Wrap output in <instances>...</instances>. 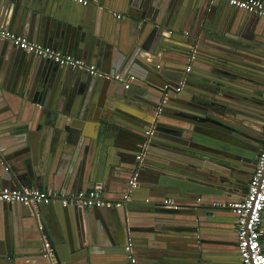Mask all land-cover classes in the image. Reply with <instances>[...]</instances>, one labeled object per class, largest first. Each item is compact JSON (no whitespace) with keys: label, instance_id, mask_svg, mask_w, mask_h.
Listing matches in <instances>:
<instances>
[{"label":"water","instance_id":"water-1","mask_svg":"<svg viewBox=\"0 0 264 264\" xmlns=\"http://www.w3.org/2000/svg\"><path fill=\"white\" fill-rule=\"evenodd\" d=\"M0 27L134 76L125 88L0 40V187L98 188L122 203L55 200L71 234L53 247L58 264H241L236 215L220 205L244 196L254 169L263 18L217 0H0ZM41 205L0 203L1 261L48 264Z\"/></svg>","mask_w":264,"mask_h":264},{"label":"built area","instance_id":"built-area-1","mask_svg":"<svg viewBox=\"0 0 264 264\" xmlns=\"http://www.w3.org/2000/svg\"><path fill=\"white\" fill-rule=\"evenodd\" d=\"M69 2L87 5L89 0H67ZM215 1V0H208ZM229 7L240 9L248 13L256 14L264 19V1L263 0H217ZM116 18L124 20L125 17L115 15ZM187 34V33H185ZM0 40H8L15 47L23 50L36 57L44 58L48 61L57 63L60 66L71 68L73 70L87 71L93 77L109 78L123 84L128 88L129 84L134 80V76L121 77L119 75L110 76L106 72H102L93 66L87 65L81 60L68 55H62L55 52L49 47H45L29 41L26 37L17 35L16 33L0 27ZM194 56L191 54L188 59L185 72L190 71L191 62ZM183 87V81L174 89L175 92H180ZM169 87L164 86L167 91ZM152 129L145 132L147 137H150ZM146 147L136 156V160L141 162L145 154ZM2 149H0V152ZM134 175L129 185L134 187ZM55 200H59L62 207L76 208H94V209H112L122 206L119 200H106L102 197L98 188L89 189L85 192H77L75 194H58L51 190H40L30 187H19L15 189L0 188V203H20L24 205L37 204L49 205ZM168 207L176 208L177 204L171 199H166L163 202ZM231 210L236 215V242L238 258L241 264H264V229L262 227V219L264 215V140L260 151L254 163V169L251 178L245 189L244 196L239 199L222 204ZM126 251L130 247L125 248ZM53 246L48 239L43 238L42 256L47 260L48 264H58L53 257ZM131 260V257H129ZM132 261V260H131Z\"/></svg>","mask_w":264,"mask_h":264},{"label":"crops","instance_id":"crops-1","mask_svg":"<svg viewBox=\"0 0 264 264\" xmlns=\"http://www.w3.org/2000/svg\"><path fill=\"white\" fill-rule=\"evenodd\" d=\"M116 15L124 16L125 19L127 18V16L124 15L122 12H119V13L116 12ZM124 20L121 19V21H124ZM36 44H39V43H36ZM39 45H41V44H39ZM45 47H49L52 50H54L55 52H58V53L62 54L61 52L57 51L56 49H53L49 45H46ZM62 55H66V54H62ZM68 56L74 57L72 55H68ZM74 58H76V57H74ZM76 59L81 60L84 63H86V61H84L82 59H79V58H76ZM103 72H105V71H103ZM121 88H122V86H121ZM29 107L31 109H33L32 105H30ZM0 147H2L4 149V147L2 145H0ZM0 188H8V187H0ZM39 189L40 190H51V191L54 192V190H52L50 188H46V187H42V188H39ZM80 192H83V191H80ZM101 195H102V197L104 199L112 200V201L116 200L115 197L119 196L117 193H114L113 195H108V194H105V193H102V192H101ZM239 198L240 197H236V200L239 199ZM166 199H169V198L167 197ZM55 204L56 203L53 202V203H51L49 205H43V204L41 205L42 211L45 214L43 216L40 215V219H41L40 230H41V233H42V236H41L42 240H43V238L48 239V241L52 244V246L59 250V249H61L62 245H66L65 244L66 241L69 242L71 234H70V230H69V225H67V222H66L65 216H64V213L67 210L66 209L64 210L63 208H60V206H55ZM0 210H1V208H0ZM262 227L264 229V215H263V219H262ZM263 242H264V236H263ZM233 258H237V260L239 261V258H238L237 255L235 256V254H234ZM0 264H12V260L7 261V262L0 260Z\"/></svg>","mask_w":264,"mask_h":264},{"label":"flooded vegetation","instance_id":"flooded-vegetation-1","mask_svg":"<svg viewBox=\"0 0 264 264\" xmlns=\"http://www.w3.org/2000/svg\"><path fill=\"white\" fill-rule=\"evenodd\" d=\"M175 89V88H174ZM260 133L257 137V141L254 144V146L252 147V153H251V157L255 158L257 157V153L260 151V148L262 146L263 140H264V121H261L260 123ZM254 160V161H255ZM235 234H234V250H235V254L238 256V252H237V242H236V224H235Z\"/></svg>","mask_w":264,"mask_h":264}]
</instances>
